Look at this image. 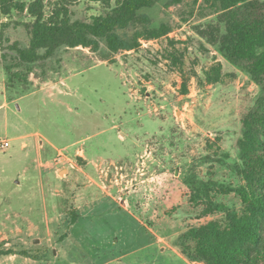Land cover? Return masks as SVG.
<instances>
[{
  "label": "rangeland",
  "instance_id": "1",
  "mask_svg": "<svg viewBox=\"0 0 264 264\" xmlns=\"http://www.w3.org/2000/svg\"><path fill=\"white\" fill-rule=\"evenodd\" d=\"M214 1L160 0L141 12L168 24L166 35L117 53L103 40L98 50L61 45L29 75L6 66L14 47L29 46L32 17L1 16L0 264H203L177 238L190 225L224 226L226 215L204 213L189 183H242V118L259 93L199 33L217 18ZM70 9L81 21L104 12L89 0ZM213 199L243 207L233 192Z\"/></svg>",
  "mask_w": 264,
  "mask_h": 264
},
{
  "label": "trees",
  "instance_id": "2",
  "mask_svg": "<svg viewBox=\"0 0 264 264\" xmlns=\"http://www.w3.org/2000/svg\"><path fill=\"white\" fill-rule=\"evenodd\" d=\"M98 2L104 12L90 21L73 20L70 7L79 0H55L48 14L44 0L28 3L20 0H0L1 16L13 9L26 10L32 21L25 23L30 34L29 46L14 47L10 68L31 66L51 58L61 45L82 46L98 50L100 40L111 53L139 47L141 39L166 35L170 27L151 25L144 8L160 0H89ZM182 0H172L173 3ZM217 18L199 33L218 44L223 56L239 70L247 73L259 88L253 105L242 118V133L238 140L236 171L242 178L237 186L212 180H195L190 184V199L204 206V213L224 211L226 224L216 220L190 225L178 236L182 255L203 264H264V0H215ZM212 6V5H211ZM44 50L43 53L39 52ZM12 75L19 78L20 72ZM24 76V75H23ZM210 82L221 79L220 67L206 72ZM25 81L27 78H24ZM236 193L242 210L227 208L213 199L215 193ZM78 214L72 212V224ZM2 252L0 251V254Z\"/></svg>",
  "mask_w": 264,
  "mask_h": 264
},
{
  "label": "built area",
  "instance_id": "3",
  "mask_svg": "<svg viewBox=\"0 0 264 264\" xmlns=\"http://www.w3.org/2000/svg\"><path fill=\"white\" fill-rule=\"evenodd\" d=\"M9 143L10 142L8 140H3V141H1V146L4 147V148H6V147L9 146Z\"/></svg>",
  "mask_w": 264,
  "mask_h": 264
}]
</instances>
